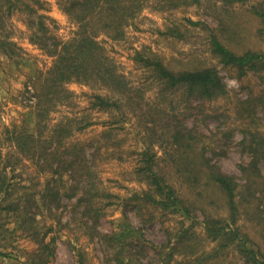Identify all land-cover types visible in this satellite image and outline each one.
<instances>
[{
	"label": "rangeland",
	"instance_id": "374dc122",
	"mask_svg": "<svg viewBox=\"0 0 264 264\" xmlns=\"http://www.w3.org/2000/svg\"><path fill=\"white\" fill-rule=\"evenodd\" d=\"M44 1L50 34L62 41L71 39L78 25L63 10L65 0ZM8 10L7 1L0 0V38L8 37L17 45L8 55L0 53V152L12 162L23 159L14 163L16 170L10 174L17 184L13 197L22 199L26 192L43 190L59 177L40 174L37 164L21 155L10 140L15 126L30 132L37 129L38 88L54 58L30 41L27 13L14 6L11 15ZM130 24L122 40H113L106 32L98 40L133 93L120 95L98 83L71 82L66 85L71 97L58 102L46 121L50 126L60 122H73L77 129L87 126L76 131L73 139L86 144L95 160V186L101 195L94 204L97 224V219L75 211L77 198L59 197V206L53 209L37 199L40 209L33 211L27 229L20 227L15 214L0 216V264H39L38 243L46 235L55 249L47 264H115L106 248L105 236L110 235L126 240L127 260L130 256L135 264H246L237 249L217 250V244L207 238L205 217L228 216L224 198L213 185H207V193L201 196L200 186L183 184L176 145L168 138L164 121L155 123L156 117L141 113L136 102L159 106L173 125L185 121L188 128L204 135L208 158L243 185L241 167L251 160L244 142L253 132L264 135V112L258 109L256 116H249L245 106L251 98L264 96V69L240 77L236 68L225 66L213 53L211 36L238 55L264 54V0H146ZM137 53L159 59L175 72L214 68L223 77L227 93L214 100L187 99L183 90L160 94L151 73L136 62ZM97 94L118 101L121 108L100 110L93 105ZM145 148L156 154L166 183L177 195L189 198V212L178 207L160 209L144 200L146 193H154L135 173ZM238 226L261 240L258 227L244 214ZM182 229L196 233L193 249L181 251ZM125 230L133 234L124 237Z\"/></svg>",
	"mask_w": 264,
	"mask_h": 264
},
{
	"label": "trees",
	"instance_id": "16d2710c",
	"mask_svg": "<svg viewBox=\"0 0 264 264\" xmlns=\"http://www.w3.org/2000/svg\"><path fill=\"white\" fill-rule=\"evenodd\" d=\"M9 15L14 8H19L27 13L29 20L27 28L30 32V41L38 45L49 56L54 58L51 69L40 80L38 100L34 106L36 130L30 132L26 128L15 126L11 132V142L15 149L26 159L37 164L39 173L58 175L53 185L48 183L43 190L35 188L26 192L23 198H14L17 187L14 177V163H23L18 157L16 162L3 158L0 152V216L12 213L20 219V227L27 229L30 217L35 209H40L37 199L48 209L59 206L58 198L67 197L78 199L75 211L83 213L92 219H97L99 214L94 207L95 200L101 196L96 188L97 174L95 160L86 144L75 142L73 137L76 131H81L87 126L75 128L73 122L56 123L52 126L47 121V116L55 105L64 98H70L71 92L66 85L71 82L98 83L120 95L132 94L134 89L128 86L124 77L119 74L106 56L104 46L98 38L101 32H106L113 40H122L125 29L131 25L142 9L146 0H65L63 10L78 25L74 36L67 40H59L50 34L45 14L44 0H6ZM230 2H244L245 0H228ZM196 24V23H195ZM212 51L220 58L225 66L236 68L239 76L248 71L264 69V54L247 52L238 55L227 48L215 35L211 36ZM17 45L10 40L0 38V53L8 55L15 51ZM136 62L151 73L157 82L159 93L167 91L184 92L187 99L214 100L226 95L227 85L214 68H204L194 71L175 72L169 69L162 61L153 57H145L137 53ZM93 105L100 110L108 111L119 109L118 101L107 95L97 94ZM264 97V96H263ZM251 98L247 101L246 110L249 116L257 115V110L264 112V98ZM139 98V97H138ZM130 100H134L133 97ZM137 109L150 113L155 123L164 121L168 138L176 145L178 153V177L183 184L200 187L201 196L207 193V185H213L217 193L222 196L228 211L227 218L207 215L204 219V228L207 238L217 245V250L235 248L244 258L246 264H264V135L259 132L251 133L248 142H244L249 150L251 160L241 170L245 183L241 185L234 175L227 174L208 158L205 149L204 135L188 128L185 121L178 120V126L166 120L163 109L151 108L150 104H141L138 101ZM1 151V150H0ZM141 160L135 169L139 179L145 182L154 191L145 194L147 204L160 209L184 208L190 211L189 198L177 195L173 186L167 184L159 166L156 154L150 148L140 152ZM207 190V191H206ZM203 191L205 192L203 194ZM81 193V194H80ZM48 202L52 205L49 206ZM60 203V199H59ZM47 205V206H46ZM57 205V206H56ZM41 207V206H40ZM79 209H83L82 211ZM241 214L248 217L253 227H258L260 241L244 232L238 226ZM206 215V214H205ZM98 219L94 221L96 225ZM89 225V224H88ZM190 229L181 230L178 242L184 248L193 249V236ZM132 230H125L124 237L132 235ZM39 241V264H47L55 254L54 242ZM106 248L115 264H131L134 260L130 256L127 260L126 240L120 235L105 236ZM53 245V246H52ZM215 252V255L218 252ZM2 254V253H1ZM3 255V254H2ZM131 256H135L132 254ZM135 264V262L133 263Z\"/></svg>",
	"mask_w": 264,
	"mask_h": 264
}]
</instances>
